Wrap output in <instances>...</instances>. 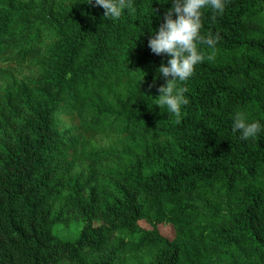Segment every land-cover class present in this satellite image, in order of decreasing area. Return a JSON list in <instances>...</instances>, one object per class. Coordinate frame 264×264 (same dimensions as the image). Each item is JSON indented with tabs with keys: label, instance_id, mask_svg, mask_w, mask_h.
Listing matches in <instances>:
<instances>
[{
	"label": "trees",
	"instance_id": "16d2710c",
	"mask_svg": "<svg viewBox=\"0 0 264 264\" xmlns=\"http://www.w3.org/2000/svg\"><path fill=\"white\" fill-rule=\"evenodd\" d=\"M170 7L0 0V264H264V130L232 131L264 125V0L202 10L216 41L179 118L148 47Z\"/></svg>",
	"mask_w": 264,
	"mask_h": 264
},
{
	"label": "clouds",
	"instance_id": "9594fccd",
	"mask_svg": "<svg viewBox=\"0 0 264 264\" xmlns=\"http://www.w3.org/2000/svg\"><path fill=\"white\" fill-rule=\"evenodd\" d=\"M93 6L104 9V18L116 20L124 10L132 9V0H85ZM171 7L164 13L163 23L148 39V47L156 55L166 54V64H162L158 73L166 83L159 87L160 95L155 105L166 107L177 118L182 108L188 104L184 95L186 88L181 86L193 75L195 67L204 61L203 48L198 45L214 46L216 37L202 33L203 9L209 8L215 16L223 15L228 0H170ZM210 59V57H208ZM264 130L259 120H249L242 112H236L232 122L233 133L240 138L255 139Z\"/></svg>",
	"mask_w": 264,
	"mask_h": 264
},
{
	"label": "rangeland",
	"instance_id": "374dc122",
	"mask_svg": "<svg viewBox=\"0 0 264 264\" xmlns=\"http://www.w3.org/2000/svg\"><path fill=\"white\" fill-rule=\"evenodd\" d=\"M17 69H19V67H17ZM20 72H21V76L32 74V71L28 69H21ZM97 142L99 145H102V146L107 144V140L102 137H97ZM81 225L82 223L78 219H75L67 227L63 226L62 224H57L54 227V233L62 240H72L73 236L75 235L77 230L81 227ZM140 225L143 228H148V225L144 221H141ZM159 231L163 236L169 239L172 238L174 234L173 228L170 226H167V224L160 226Z\"/></svg>",
	"mask_w": 264,
	"mask_h": 264
}]
</instances>
